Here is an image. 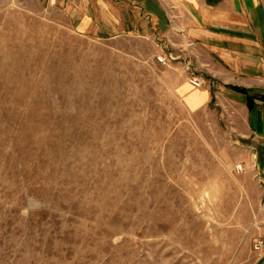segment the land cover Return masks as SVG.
Instances as JSON below:
<instances>
[{"label": "rangeland", "instance_id": "1", "mask_svg": "<svg viewBox=\"0 0 264 264\" xmlns=\"http://www.w3.org/2000/svg\"><path fill=\"white\" fill-rule=\"evenodd\" d=\"M61 2L0 0V264H264L247 110L189 108L199 69Z\"/></svg>", "mask_w": 264, "mask_h": 264}, {"label": "crops", "instance_id": "2", "mask_svg": "<svg viewBox=\"0 0 264 264\" xmlns=\"http://www.w3.org/2000/svg\"><path fill=\"white\" fill-rule=\"evenodd\" d=\"M61 5L82 36H139L159 41L161 50L170 46L199 69L204 82L202 90L183 88L189 108L206 107L212 98L224 109L238 106L247 110L252 132L264 138V102L253 99L249 110L246 95L233 89L264 96V0H68Z\"/></svg>", "mask_w": 264, "mask_h": 264}, {"label": "built area", "instance_id": "3", "mask_svg": "<svg viewBox=\"0 0 264 264\" xmlns=\"http://www.w3.org/2000/svg\"><path fill=\"white\" fill-rule=\"evenodd\" d=\"M157 60L160 62V63H165L166 59L164 56H159L157 57ZM189 66V63L186 64V67H187V71L190 70V67ZM191 74V73H190ZM188 83L193 87V88H200L203 84V81L194 76V75H190L189 78H188ZM252 249H253V252L256 254V256L259 258V259H262L264 257V240L263 239H257L253 245H252Z\"/></svg>", "mask_w": 264, "mask_h": 264}, {"label": "trees", "instance_id": "4", "mask_svg": "<svg viewBox=\"0 0 264 264\" xmlns=\"http://www.w3.org/2000/svg\"><path fill=\"white\" fill-rule=\"evenodd\" d=\"M233 89L246 95V106L249 110L253 108V99H259V100L264 102V96L263 95L262 96H257V95L251 96L249 94V92L244 88L233 87Z\"/></svg>", "mask_w": 264, "mask_h": 264}]
</instances>
